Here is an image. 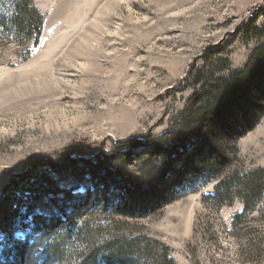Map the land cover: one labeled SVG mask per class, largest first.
<instances>
[{
	"label": "rangeland",
	"instance_id": "obj_1",
	"mask_svg": "<svg viewBox=\"0 0 264 264\" xmlns=\"http://www.w3.org/2000/svg\"><path fill=\"white\" fill-rule=\"evenodd\" d=\"M14 1L0 0V16L12 18ZM32 1L44 17L41 36L0 28V264H41L61 231L114 219L104 211H136L134 233L170 247L175 264H264V200L243 223L239 194L215 200L231 174L264 169V74L251 92L252 127L233 122L221 135L218 175L194 154L208 150L203 130L184 135L177 126L201 91L199 71L222 58L219 73L228 76L264 46V35L244 30L254 14L253 27L264 30V0ZM133 137L147 146L113 145ZM80 141L103 149L91 165H32L36 190L9 188L11 171H23L30 157ZM159 141L169 150L156 148ZM153 153L156 174L142 165ZM190 157L192 179L182 169Z\"/></svg>",
	"mask_w": 264,
	"mask_h": 264
},
{
	"label": "trees",
	"instance_id": "obj_2",
	"mask_svg": "<svg viewBox=\"0 0 264 264\" xmlns=\"http://www.w3.org/2000/svg\"><path fill=\"white\" fill-rule=\"evenodd\" d=\"M13 9L12 18L7 19L0 16L1 29L8 25L12 33L19 38L29 39L35 33L41 36L44 17L33 5L32 0H15ZM257 10L259 14H264V5ZM255 20L254 14L249 24L244 27L248 37L264 35L263 29L253 27ZM251 60L246 69L232 71L228 76L219 73L220 66L226 64L222 58L212 61L213 63L208 65L204 75H202V71H199L198 78L201 77L203 80L201 91L192 97L189 108L177 125L181 134L192 135L195 130L198 132L203 130L206 137L212 138L213 141L208 144L207 138L203 136L205 138L204 145L208 146L206 155L203 153V147L194 153L196 157L202 156L201 164L203 163L205 173H213L215 176L220 173L222 166L220 138L223 132L231 128L230 123L234 122L237 126L242 125V127L248 124L252 127L254 114L249 113L250 105L253 102L250 98L252 91L259 92L261 90L258 83L264 74V46L256 50ZM221 122H226L227 125L221 124ZM191 128L195 130H191ZM224 135L226 134L224 133ZM84 143V141H80L75 144L79 147L69 148L63 152L30 157L23 171H11L13 180L9 188H12L16 193L28 192L31 194L34 192L36 190L35 183L28 181L27 178L28 169L32 165L37 167L45 165L51 167L52 170H55L60 163L66 164L68 167H76L79 164L91 165L95 153L103 149L100 148L101 146L85 145ZM163 143H165V148ZM113 145L117 149H135L147 146V140L133 137L126 141H114ZM154 146L159 150H169L166 141L154 143ZM154 154H150L142 163L148 169L146 172L151 174H156L160 168L159 163H155V160L153 162L151 159ZM192 158L186 159L182 164L183 172L186 171L185 176L187 173L188 179L198 176L197 173H194L195 165ZM205 178H208V174ZM196 183L197 180L190 182L193 185ZM238 186L241 187L237 188ZM236 193L244 203L246 213L237 217L238 222L243 223L246 214L253 212L264 200V169H257L246 175L231 174L218 185L215 200L222 203L230 200ZM135 212L104 211L109 217L114 216V219L95 221L88 218L76 229L68 228L61 231L52 239L41 264H175L171 257L170 247L151 237L134 233L135 230L130 219L135 218ZM30 213L31 211L28 212V214ZM3 217L4 222L8 224L10 214L4 213ZM22 253L21 249L20 259Z\"/></svg>",
	"mask_w": 264,
	"mask_h": 264
},
{
	"label": "bare ground",
	"instance_id": "obj_3",
	"mask_svg": "<svg viewBox=\"0 0 264 264\" xmlns=\"http://www.w3.org/2000/svg\"><path fill=\"white\" fill-rule=\"evenodd\" d=\"M72 218H73V217H72ZM37 238H38V236H37ZM37 241H38L37 239H36V240H34V242H33V243H34V245H35V244H37ZM47 241H48V239L46 240V242H47ZM40 244L42 245V242H41ZM33 250H34V249H31L30 256L32 255V251H33ZM40 251H41V250H40V247H39V248L37 249V251H36V256H37V255H38V257H40V256H41V253H40Z\"/></svg>",
	"mask_w": 264,
	"mask_h": 264
},
{
	"label": "snow or ice",
	"instance_id": "obj_4",
	"mask_svg": "<svg viewBox=\"0 0 264 264\" xmlns=\"http://www.w3.org/2000/svg\"><path fill=\"white\" fill-rule=\"evenodd\" d=\"M16 237L19 240H23L25 238V233H23V232H17L16 233Z\"/></svg>",
	"mask_w": 264,
	"mask_h": 264
}]
</instances>
